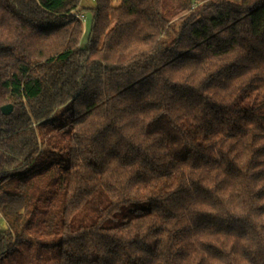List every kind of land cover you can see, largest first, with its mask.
I'll return each instance as SVG.
<instances>
[{"label":"trees","instance_id":"1","mask_svg":"<svg viewBox=\"0 0 264 264\" xmlns=\"http://www.w3.org/2000/svg\"><path fill=\"white\" fill-rule=\"evenodd\" d=\"M82 1L0 0V264H264V0Z\"/></svg>","mask_w":264,"mask_h":264},{"label":"rangeland","instance_id":"2","mask_svg":"<svg viewBox=\"0 0 264 264\" xmlns=\"http://www.w3.org/2000/svg\"><path fill=\"white\" fill-rule=\"evenodd\" d=\"M118 0H114V3H117ZM82 5L86 6V7H92L95 5L94 0H83L82 1ZM86 15V20L83 23L84 26V32L83 35L81 37V44L85 45L88 39V35H89V31L91 29L92 26V22H93V16L90 12H85ZM6 223L5 220L0 212V228H5Z\"/></svg>","mask_w":264,"mask_h":264},{"label":"water","instance_id":"3","mask_svg":"<svg viewBox=\"0 0 264 264\" xmlns=\"http://www.w3.org/2000/svg\"><path fill=\"white\" fill-rule=\"evenodd\" d=\"M12 105L8 104V105H4L2 106V111L4 114H9L12 111Z\"/></svg>","mask_w":264,"mask_h":264},{"label":"built area","instance_id":"4","mask_svg":"<svg viewBox=\"0 0 264 264\" xmlns=\"http://www.w3.org/2000/svg\"><path fill=\"white\" fill-rule=\"evenodd\" d=\"M79 20H81L82 22H85L86 20V16L84 13H79V12H74L73 13Z\"/></svg>","mask_w":264,"mask_h":264}]
</instances>
